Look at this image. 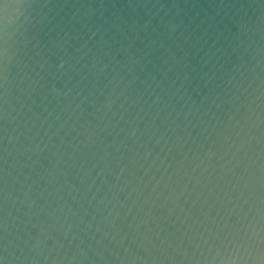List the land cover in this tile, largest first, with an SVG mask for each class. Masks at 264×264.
Masks as SVG:
<instances>
[{"label": "water", "instance_id": "obj_1", "mask_svg": "<svg viewBox=\"0 0 264 264\" xmlns=\"http://www.w3.org/2000/svg\"><path fill=\"white\" fill-rule=\"evenodd\" d=\"M0 264H264V0H0Z\"/></svg>", "mask_w": 264, "mask_h": 264}]
</instances>
